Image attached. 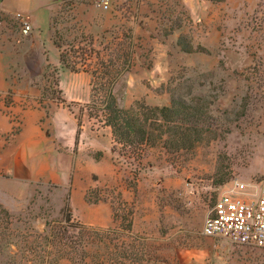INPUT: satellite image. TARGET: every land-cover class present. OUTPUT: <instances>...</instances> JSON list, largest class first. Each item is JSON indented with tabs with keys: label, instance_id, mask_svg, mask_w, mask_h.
Masks as SVG:
<instances>
[{
	"label": "rangeland",
	"instance_id": "374dc122",
	"mask_svg": "<svg viewBox=\"0 0 264 264\" xmlns=\"http://www.w3.org/2000/svg\"><path fill=\"white\" fill-rule=\"evenodd\" d=\"M63 1L40 0L42 21ZM83 3L89 7L63 3L48 37L78 68L75 74H89V81L78 78L79 97L88 99L89 85L90 100L53 102L52 96L65 99L59 69L50 65L34 83L46 96L43 107L73 112L77 124L81 119L84 142L110 149L92 160L85 146L67 185L53 183L25 213L6 215L0 209V264H264L263 249L202 235L224 188L252 184L256 191L264 180V0ZM31 34L22 33L20 20L0 15V46L27 51L30 73L36 74L49 56ZM180 36L195 52L182 50ZM67 74L63 80L70 79ZM114 79L121 108L137 101L168 106L173 96L200 99L214 119L211 133L191 154L170 155L162 146L141 157L131 154L114 142L100 110ZM89 190L90 199L103 201L75 210L71 192ZM124 210L132 212L135 240L121 225Z\"/></svg>",
	"mask_w": 264,
	"mask_h": 264
},
{
	"label": "crops",
	"instance_id": "0c3cea01",
	"mask_svg": "<svg viewBox=\"0 0 264 264\" xmlns=\"http://www.w3.org/2000/svg\"><path fill=\"white\" fill-rule=\"evenodd\" d=\"M70 1L89 7L83 0H66L49 9L42 21L40 0H0V15L14 17L21 13L32 25V41L39 37L49 56L38 64L39 72L31 74L27 51L18 53L12 46H0V205L10 215L25 213L37 197L43 200L53 183L66 186L73 164L84 159L85 146L90 148L92 160L94 153L101 151L106 155L110 149L100 147L94 140L84 142L83 131L77 141L76 114L59 105L47 109L39 102L42 90L34 80L42 76L46 65L59 69V88L68 103L88 102L91 97L89 85L88 99L79 97L82 84L78 77L85 76L89 81V74H75L63 68L59 49L48 37L52 17L63 3ZM66 74L70 79L63 80ZM9 97L11 100L4 102ZM85 197V192H71L72 207L87 208Z\"/></svg>",
	"mask_w": 264,
	"mask_h": 264
},
{
	"label": "trees",
	"instance_id": "16d2710c",
	"mask_svg": "<svg viewBox=\"0 0 264 264\" xmlns=\"http://www.w3.org/2000/svg\"><path fill=\"white\" fill-rule=\"evenodd\" d=\"M201 1L219 3L223 0ZM179 45L184 52H195L191 46L184 44L182 36L179 37ZM55 46L59 49L62 67L73 73H79L76 66L68 63L67 56L64 54V51H61V46L56 44V42ZM54 69L58 72L57 68ZM114 83L115 79L107 83V94L100 106L103 121L111 129L114 142L123 149L129 150L131 154L137 155V157L143 156L146 149L157 146H162L170 155L191 154L205 140L206 135L211 133L212 125H215L213 124L214 119L210 115L208 107L203 105L200 99L188 101L173 96L171 104L168 106H149L144 102L137 101L129 108H121L112 91ZM92 86L93 93L96 95V81L93 80ZM44 95H42L40 103H43L44 98H46ZM52 97L50 99L53 102L69 106L76 105V103L68 104L66 100H62L59 97ZM78 120L77 141L81 130V119L79 118ZM102 201L100 198L90 199V190L87 192V203L98 204ZM0 209L6 215H10L1 205ZM69 210V206H66V211ZM124 212L126 211L124 210ZM117 217V212H115V218ZM131 217V211L125 214L122 218L125 223H121V225L124 226L127 233L135 240L136 237L133 235V221ZM71 218L69 213L65 221L68 223L71 221ZM136 259L137 261H141L140 258Z\"/></svg>",
	"mask_w": 264,
	"mask_h": 264
},
{
	"label": "built area",
	"instance_id": "2783aa9c",
	"mask_svg": "<svg viewBox=\"0 0 264 264\" xmlns=\"http://www.w3.org/2000/svg\"><path fill=\"white\" fill-rule=\"evenodd\" d=\"M104 7L108 8V4L104 3ZM14 17L20 20L22 33L30 35L31 23L21 13ZM254 187L235 183L224 188L205 218L202 235L264 250V180L256 191Z\"/></svg>",
	"mask_w": 264,
	"mask_h": 264
}]
</instances>
